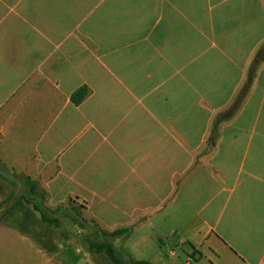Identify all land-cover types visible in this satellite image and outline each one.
Masks as SVG:
<instances>
[{"label": "crops", "instance_id": "crops-1", "mask_svg": "<svg viewBox=\"0 0 264 264\" xmlns=\"http://www.w3.org/2000/svg\"><path fill=\"white\" fill-rule=\"evenodd\" d=\"M0 149L49 207L199 257L154 264H264V0H0Z\"/></svg>", "mask_w": 264, "mask_h": 264}, {"label": "rangeland", "instance_id": "rangeland-1", "mask_svg": "<svg viewBox=\"0 0 264 264\" xmlns=\"http://www.w3.org/2000/svg\"><path fill=\"white\" fill-rule=\"evenodd\" d=\"M9 158L0 149V264H111L105 254L97 255L89 249L88 240H98L96 234L102 229L92 223L84 206L75 205L79 216L68 204L51 208L47 195L44 199L40 197L43 189L39 187L34 203L59 218L60 225L55 227L43 222L33 205L22 199L28 195L24 186L27 178L24 164ZM10 208L14 209L7 214ZM72 218H76L77 223ZM79 224L84 228H79ZM169 231L170 228H162L161 235L156 237V229H146L110 242L126 259L131 257L153 264L162 258L161 253L170 256L172 251L184 260L187 256L199 258L196 253L192 254L189 246H181L178 237H170ZM159 237L165 238V246ZM210 261L215 263L207 254L193 264H212Z\"/></svg>", "mask_w": 264, "mask_h": 264}, {"label": "trees", "instance_id": "trees-1", "mask_svg": "<svg viewBox=\"0 0 264 264\" xmlns=\"http://www.w3.org/2000/svg\"><path fill=\"white\" fill-rule=\"evenodd\" d=\"M249 87H250V82H248L247 85L243 88V90L241 91L239 97L237 98L236 102L233 104L231 109L226 114L221 116L219 118V121L230 119L235 115V113L240 108V106L244 100V97L246 96V94L249 90ZM89 93H90V91L88 90V88L82 87L72 96V99H71L72 103L76 106L80 105L88 97ZM24 186L28 190V195L23 196L22 199L27 201L29 204L33 205L35 211L41 215V219L43 222L50 224V225H54L55 227H59V225H60V219L59 218L50 215L46 209H44L42 206H39V205L34 203L36 197L39 196L38 195L39 185L36 182H33L30 178H26L24 181ZM45 195H47V194L43 191L40 194V197L42 199H44ZM69 204H70L69 207H71L74 211H76L77 215L79 216L80 215L79 209L76 208V206H74L72 204V202H70V201H69ZM13 209L14 208H10L7 211V214L11 213V211ZM72 220L74 223H77V221H78L76 218H72ZM92 223H96V222L93 221ZM78 226L81 229L84 228V225L79 224ZM126 233H127L126 231H116L114 233H108V232H105L103 230H99V232H97V234H96L99 237L98 240H93V239L88 240L89 249H90V251L96 253L97 255L105 254L107 259L109 260V262L111 264H152V263H149L147 261H137L131 257H128L126 259V257H124V255H122L116 249L115 245L110 242V240L115 239V238L120 237V236H123Z\"/></svg>", "mask_w": 264, "mask_h": 264}]
</instances>
